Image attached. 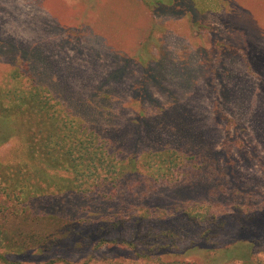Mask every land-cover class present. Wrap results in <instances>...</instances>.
<instances>
[{
	"label": "rangeland",
	"instance_id": "obj_1",
	"mask_svg": "<svg viewBox=\"0 0 264 264\" xmlns=\"http://www.w3.org/2000/svg\"><path fill=\"white\" fill-rule=\"evenodd\" d=\"M0 119V264H264V0H0Z\"/></svg>",
	"mask_w": 264,
	"mask_h": 264
},
{
	"label": "trees",
	"instance_id": "obj_2",
	"mask_svg": "<svg viewBox=\"0 0 264 264\" xmlns=\"http://www.w3.org/2000/svg\"><path fill=\"white\" fill-rule=\"evenodd\" d=\"M179 3V2H178ZM16 62V61H15ZM19 63H21V61H18ZM29 102V101H28ZM31 102V101H30ZM6 120H4V119H0V140H1V137H2V135H5V132H3L2 131V125L4 124V123H6L5 122Z\"/></svg>",
	"mask_w": 264,
	"mask_h": 264
}]
</instances>
